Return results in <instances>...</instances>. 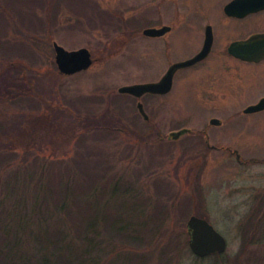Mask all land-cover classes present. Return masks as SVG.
Returning a JSON list of instances; mask_svg holds the SVG:
<instances>
[{
  "label": "rangeland",
  "instance_id": "1",
  "mask_svg": "<svg viewBox=\"0 0 264 264\" xmlns=\"http://www.w3.org/2000/svg\"><path fill=\"white\" fill-rule=\"evenodd\" d=\"M159 2L0 0V96H6L0 99V214L14 205L16 216L29 213L34 199L39 205L45 187L50 188L48 197L52 190L56 204L49 205L52 200L41 208L44 224L49 225L51 213L59 212V202L66 201L70 213L71 200L79 194L66 186L70 178L61 175L76 164L82 166L77 156L81 153L89 157L82 163L95 164L89 171L110 166L107 190L115 189V206L136 230V238H125L124 243L133 247L131 256L138 250L141 264H264V111L243 114L264 97V67L212 61L187 76L180 71L166 96L137 100L119 95L122 86L160 80L168 67L157 43L136 32L144 28L145 19L157 20L153 16ZM93 7L98 10L93 12ZM54 42L68 51L88 49L93 64L62 75L54 60ZM10 62L20 67L3 70ZM16 73L18 82L11 80ZM11 89L20 95L10 99ZM138 102L154 122L151 129L138 112ZM73 110L96 119L107 114L99 120L103 126L122 118L143 140L127 141L112 133L80 139L84 128H74L78 120ZM22 114H42L49 120V126L33 135L28 153L11 144L23 129ZM212 118L221 124L209 125ZM184 128L205 131L211 145L236 151L239 160L228 150L208 151L201 134L168 139L170 132ZM158 136L163 139L158 141ZM88 150L92 154L84 153ZM24 204L31 208L23 210ZM192 215L205 218L224 236L223 254H192L187 232ZM25 240L26 249L34 248ZM127 256L128 264H135Z\"/></svg>",
  "mask_w": 264,
  "mask_h": 264
},
{
  "label": "trees",
  "instance_id": "2",
  "mask_svg": "<svg viewBox=\"0 0 264 264\" xmlns=\"http://www.w3.org/2000/svg\"><path fill=\"white\" fill-rule=\"evenodd\" d=\"M93 10V12H96L98 9L95 10L93 7ZM101 15L104 20L109 21L107 14L103 13ZM114 22L115 20L112 21V23ZM19 67V64L13 65L12 62L6 65L3 64V70ZM9 74H11L10 71ZM14 75L11 80L18 82L17 79L19 78L17 76L19 74ZM13 85L20 86L21 84L14 83ZM9 93L10 99L11 95L12 98H17L20 95V92L13 89ZM23 97L26 98V101H29L27 97L30 96L23 94ZM4 98L6 96H0V99L3 100ZM74 114L78 120L74 128H84L79 136L80 139L87 135H92L95 138L96 136L112 133L119 137H125L124 140L127 141L143 140L141 133L135 128L130 129L129 121L126 123L122 118L118 119L117 123L103 126L106 124L100 123L99 120L107 116V114L104 115L105 113L99 119L92 118L90 115L82 116L79 110H76ZM22 118L23 129L16 134V139H12L11 144L17 149L23 148L28 153L32 143H35V140L32 139L33 135L42 127L49 126V120L42 114L30 116L22 114ZM117 128H120V130H117ZM127 128L129 129L127 130ZM76 133L72 137H75ZM157 140L159 141L161 138L158 136ZM8 144L7 147H9ZM91 152L93 151H84L86 155L92 154ZM77 156L82 157V160L89 158L84 159L81 153H77ZM82 160V166L76 164L77 167L70 170L67 175H61V177L70 178V183H67L66 186L70 187L71 192L75 191L79 194L78 198L71 200L70 213L68 212L67 202H59V212L51 213V216L47 218L49 225L44 224L43 217L39 215L41 208L45 210V205L52 200L49 205L56 204V199L51 197L53 195L52 190L48 197L47 189L50 188L46 189L45 187L43 189L45 194L38 199L39 205L35 203L34 199L31 202L32 209L29 213L25 211V215L18 213V216H16L17 207L14 205L9 208L10 210H7V214H0V264H128L127 255L133 257L130 263H143L136 259L138 250L135 249L132 253L133 256H131L129 252L133 247L124 243L126 242L125 238L130 240L136 238V230H133L134 226L132 224H127L124 221V214L120 210V206H115L118 199L115 189H111V192L107 190L108 183L112 179L110 166L104 164L106 170L102 171L101 166L98 172H92L89 171V167H94V162L88 160L86 164L82 163ZM57 173H63V171L58 170ZM79 175L81 177H78ZM31 205L28 207L24 204L23 210L31 208ZM56 213L59 215H56ZM50 219H53V221L51 222ZM24 236L29 242H32L34 248L32 246L28 249L24 247L27 244ZM161 237L169 238L170 236L163 235ZM160 241L161 238H159L158 243Z\"/></svg>",
  "mask_w": 264,
  "mask_h": 264
},
{
  "label": "flooded vegetation",
  "instance_id": "3",
  "mask_svg": "<svg viewBox=\"0 0 264 264\" xmlns=\"http://www.w3.org/2000/svg\"><path fill=\"white\" fill-rule=\"evenodd\" d=\"M178 1V4L168 6L167 0H160L157 6L158 9L154 11L153 16V18L156 16L157 20L145 19L144 28L141 30L138 28L136 31L139 35L142 34L146 40L156 42L161 51L164 52V56L169 61V64L162 77L172 65L189 61L196 57L204 49L206 40L211 39L209 51L199 62L179 68L174 72L171 90L167 94H146L143 97L155 99L168 95L172 91L174 80L176 81L175 78L180 71L184 70L186 72L184 75L187 76L212 61L230 60L232 64L242 68L245 65L247 69L256 68L257 66L264 67V8L244 13L246 8L243 5L237 8L240 12L228 13L225 9L234 0ZM149 4L150 6L152 5L151 1ZM233 9H235V6L230 10ZM132 25L135 26L136 22H133ZM162 28L165 30L158 33L157 31H160ZM144 30H157L156 33L158 35H144ZM231 46H233L232 49ZM173 60L174 62H171ZM263 98L261 97L255 104ZM143 119L147 121L145 124L151 129L154 122L150 116ZM210 120L209 125H212ZM220 124L221 122L219 121V124L216 126ZM184 129L187 131L180 136L187 135L197 138L202 135L204 145L208 151L223 153L225 150H228V152L236 154V151L232 152L227 147L211 145L209 136L205 131H201L202 133H200L192 132L188 128ZM117 130H120V128H117ZM171 133L173 132H170L168 139L172 140ZM160 138L161 140L163 139L162 137Z\"/></svg>",
  "mask_w": 264,
  "mask_h": 264
},
{
  "label": "water",
  "instance_id": "4",
  "mask_svg": "<svg viewBox=\"0 0 264 264\" xmlns=\"http://www.w3.org/2000/svg\"><path fill=\"white\" fill-rule=\"evenodd\" d=\"M244 5V13L255 11L264 8V0H234L232 3L227 5L226 11L228 13H238L240 12L238 7ZM235 6V9L232 7ZM231 11V12H230ZM165 30L162 28L160 31L157 30H144V35L156 36L158 33ZM211 45V39L206 40L204 49L192 60L180 62L175 65H172L167 73L157 82L152 83H140L122 86L118 89L120 94H128L136 99L142 98L146 94L152 95H164L171 90L173 74L174 72L183 67L190 66L196 62L202 60L208 53L209 47ZM53 48L55 52V64L58 71L62 75L70 76L81 71L88 70L93 64L91 54L88 49L80 48L78 50L68 51L63 47L59 46L57 43H53ZM233 46H231V49ZM240 52V51H239ZM241 53V52H240ZM137 109L143 118H147L146 113L144 112L142 103L137 104ZM264 110V98L261 99L257 104L248 106L243 110L244 114H253L261 112ZM210 123L212 125H218V119H211ZM187 130H180L178 132L171 133L172 139H177L180 135L185 133ZM239 160V155L236 156ZM187 232L189 235L188 245L192 252L197 257H206L215 254H223L227 247L226 239L214 229V227L205 219L199 218L195 215H192L187 221Z\"/></svg>",
  "mask_w": 264,
  "mask_h": 264
}]
</instances>
